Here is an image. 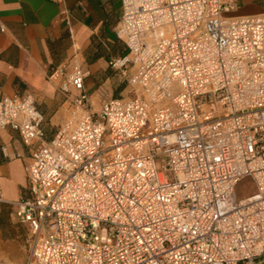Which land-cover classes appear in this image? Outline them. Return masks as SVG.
I'll use <instances>...</instances> for the list:
<instances>
[{
  "label": "built area",
  "instance_id": "built-area-1",
  "mask_svg": "<svg viewBox=\"0 0 264 264\" xmlns=\"http://www.w3.org/2000/svg\"><path fill=\"white\" fill-rule=\"evenodd\" d=\"M227 9L121 0L126 53L108 65L130 95L93 110L72 65L48 140L32 93L0 96V128L30 148L22 264H264V14Z\"/></svg>",
  "mask_w": 264,
  "mask_h": 264
},
{
  "label": "crops",
  "instance_id": "crops-1",
  "mask_svg": "<svg viewBox=\"0 0 264 264\" xmlns=\"http://www.w3.org/2000/svg\"><path fill=\"white\" fill-rule=\"evenodd\" d=\"M222 2L228 16L264 14V0ZM120 15L121 0H0V96L32 93L46 140L68 117L69 105L58 87L72 65L86 73L84 89L93 110L128 88L108 65L126 52L115 33ZM29 154L17 131L0 128L1 250L18 238L13 202L27 195ZM15 263L22 264L21 258Z\"/></svg>",
  "mask_w": 264,
  "mask_h": 264
},
{
  "label": "rangeland",
  "instance_id": "rangeland-1",
  "mask_svg": "<svg viewBox=\"0 0 264 264\" xmlns=\"http://www.w3.org/2000/svg\"><path fill=\"white\" fill-rule=\"evenodd\" d=\"M125 82V80H124ZM126 86V82H125ZM123 95H130L129 87L125 90ZM254 191V186L249 178L241 179L235 188L236 196L238 198L244 197ZM16 221V225H20L18 228V238L13 240L10 249L1 250L0 249V260H8L15 262V258L20 257L22 263H24L27 251H28V239L29 231L26 224Z\"/></svg>",
  "mask_w": 264,
  "mask_h": 264
},
{
  "label": "trees",
  "instance_id": "trees-1",
  "mask_svg": "<svg viewBox=\"0 0 264 264\" xmlns=\"http://www.w3.org/2000/svg\"><path fill=\"white\" fill-rule=\"evenodd\" d=\"M125 53H126V52H125ZM125 53H124V54H125ZM124 54H123V55H124ZM117 96H118V95H115V97H117Z\"/></svg>",
  "mask_w": 264,
  "mask_h": 264
}]
</instances>
